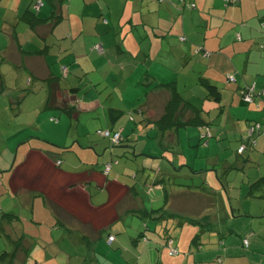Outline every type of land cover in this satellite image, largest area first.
I'll use <instances>...</instances> for the list:
<instances>
[{
    "label": "crops",
    "instance_id": "crops-1",
    "mask_svg": "<svg viewBox=\"0 0 264 264\" xmlns=\"http://www.w3.org/2000/svg\"><path fill=\"white\" fill-rule=\"evenodd\" d=\"M35 1L0 0V264H264V133L237 153L264 124V0H43L30 27ZM174 92L202 124L161 133ZM99 129L138 172L96 158Z\"/></svg>",
    "mask_w": 264,
    "mask_h": 264
},
{
    "label": "trees",
    "instance_id": "trees-1",
    "mask_svg": "<svg viewBox=\"0 0 264 264\" xmlns=\"http://www.w3.org/2000/svg\"><path fill=\"white\" fill-rule=\"evenodd\" d=\"M37 1L38 0H36L33 3L32 12H30L28 14H25L24 17H23V19L30 25V27H34V26H36L40 22V20L35 17V13L38 10H36L34 8V5H35V3ZM41 1L43 2V0H41ZM56 19H57V17L53 18V20H56ZM263 27L264 26H262V28ZM227 81H228V79H227ZM204 86H205V88H206V90L208 92V96L211 97V98H213L214 101L219 102L220 101V94H219V91L216 88V86H214V85H212L210 83H207L206 81H204ZM252 86H254V84L249 85V86L246 87L247 88V92L249 90L248 88H250ZM246 88L243 90L242 95H241V102H242V104L247 105V104L254 103V101H256V99H259L261 97V93H258V92L255 91V92H253V97H252L253 101L252 102L245 101L243 99V93L246 92ZM254 89H255V86H254ZM184 109H190L189 112H190V114L192 116V118L189 119V121H186V123H184L185 125H187V124L188 125H190V124H193V125H201L202 124V120H201V118L198 115V113L200 112V110L197 109L194 105H192L188 101H184V99L178 93L174 92L172 94V97L169 99V101H168V103L166 105L165 113L163 114V116L160 118V120L157 123V130L159 132H161V133H165L166 131H168V130L174 128V127H178L179 126V123L176 122L177 115H180V113H182L184 111ZM109 114H110V116H111V118L113 120H117L121 116V112L120 111H117V110H111L109 112ZM249 126L246 129V132H245L246 135H245V138L242 141L243 143L241 144V145L244 144V146H245V149L243 150V152L247 149V146L248 145H251V146H254L255 145V144H251V141H252V139L254 140V137H256L258 135V134H255L251 138L248 137L247 130H248ZM205 128H207V127H205ZM206 132L208 133V131H206ZM207 133L204 132V134H207ZM106 140L109 142L108 139H106ZM122 140H123V137H122V139H121V141L119 142L118 145H111L110 142H109V144L111 146H116V147L117 146H121ZM237 153H238V150H237ZM238 154H240V153H238ZM116 163H117V161H116ZM261 186L264 187V178H261L257 182L253 183L251 187L254 188V187H261ZM153 212H158V211H153ZM0 214H1V210H0ZM162 217L163 216L156 217V219H159V218H162ZM163 218L169 219L168 217H163ZM169 238H172V237H169ZM197 241H199V235H196L193 238V240H192L193 243H197ZM243 244H244V241H243ZM244 246L247 247L245 244H244ZM3 256L4 255H0V258H2Z\"/></svg>",
    "mask_w": 264,
    "mask_h": 264
},
{
    "label": "built area",
    "instance_id": "built-area-1",
    "mask_svg": "<svg viewBox=\"0 0 264 264\" xmlns=\"http://www.w3.org/2000/svg\"><path fill=\"white\" fill-rule=\"evenodd\" d=\"M226 3H233L234 0H225ZM43 6V2L41 0H38L35 5H34V8L36 10H39L41 7ZM188 6H191V7H194L193 4H189ZM180 41L183 42L185 41V38L184 37H181L180 38ZM94 48L98 51V52H101L102 51V47L100 44H96L94 46ZM204 57H207L208 56V53H203L202 54ZM65 70V68H64ZM228 81L229 82H232L234 80V78L232 76H229L228 78ZM248 92H247V88H246V92L243 93V99L247 102H252L253 99V92H255V89H254V86L248 88ZM247 135L248 137H253V135L255 134H262L264 133V124L262 123H259V122H255L253 124H251L247 130ZM97 134L100 135L101 137L105 138V139H108L109 142L111 143V145H118L119 142L121 141L122 137H121V134L119 131H111V130H108V129H105V130H98L97 131ZM205 136V135H204ZM207 143H205L206 145ZM251 144H255L254 140L252 139L251 141ZM245 149V146L244 144L241 145V147L238 149V153H242L243 150ZM110 168H111V163H108L106 165H104V169H103V173L104 174H108L109 171H110ZM114 240V237L113 236H110L108 238V241L109 242H112ZM244 244L247 246V240H244ZM166 246L168 247L169 249V254L170 255H176L177 254V250L174 248V240L172 238H168L166 240Z\"/></svg>",
    "mask_w": 264,
    "mask_h": 264
},
{
    "label": "rangeland",
    "instance_id": "rangeland-1",
    "mask_svg": "<svg viewBox=\"0 0 264 264\" xmlns=\"http://www.w3.org/2000/svg\"><path fill=\"white\" fill-rule=\"evenodd\" d=\"M99 130H105V129H99ZM97 131L95 132V135L97 137L101 138V139H104L103 137H101L100 135L97 134ZM104 140H106V139H104ZM100 142L101 143H105L103 140L100 141ZM110 146L107 147V148L101 147L104 150L98 149V152H101V153L98 154L99 158L98 157H96V158L97 159H102V157L104 156V153L107 152V154L105 155L104 158L105 159L108 158L109 161H111V160L117 161L118 165H114L113 173L116 174V176H120L121 178H130V176H132L136 172H138L137 167L139 166V163L141 161V159H139V157L135 158V157L129 156L130 158H126L128 153H129L127 148H125V147H120L119 148V146H117V147L116 146H111L110 147ZM137 153H139L138 149H137ZM114 161H113V163H114ZM117 163H115V164H117Z\"/></svg>",
    "mask_w": 264,
    "mask_h": 264
}]
</instances>
